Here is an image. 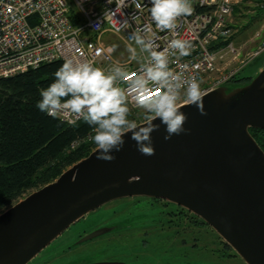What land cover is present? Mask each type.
<instances>
[{"label": "water", "instance_id": "1", "mask_svg": "<svg viewBox=\"0 0 264 264\" xmlns=\"http://www.w3.org/2000/svg\"><path fill=\"white\" fill-rule=\"evenodd\" d=\"M250 77L205 92L206 114L182 105L188 131L180 135L165 140V126L154 121L160 125L152 133L155 155H142L129 133L114 160L97 159L93 149L2 210L0 264H26L85 213L127 196L175 203L201 218L246 264H264V150L249 131L264 129V66Z\"/></svg>", "mask_w": 264, "mask_h": 264}, {"label": "built area", "instance_id": "2", "mask_svg": "<svg viewBox=\"0 0 264 264\" xmlns=\"http://www.w3.org/2000/svg\"><path fill=\"white\" fill-rule=\"evenodd\" d=\"M139 2L142 5L139 11L130 6L123 9V16L117 14L114 18L103 19L104 9H115L114 3L108 5L106 0H84L81 10L78 7L80 0H0V77L22 73L53 60L64 62L74 59L91 62L94 67L105 71L119 64L134 79L140 74V65H131L130 60L115 61L109 46L102 41V34L111 32L132 45L134 42L129 38L131 33L151 23L150 0ZM240 3L241 0H192L194 12L178 20L175 32H161L152 24L158 37L156 43L159 51L167 48L173 38L192 43L189 56L178 57V54L169 52V66L185 78L194 76L199 81L209 79L210 86L202 90L204 93L229 81L241 66L264 51V36L257 30L255 37L260 39V43L252 55L236 69L228 70L239 56V48L233 44L232 36L236 29L234 9ZM256 6L264 10V0H258ZM72 17L77 18L75 24ZM124 19L131 25L127 29L120 27ZM97 24L100 27L95 29ZM148 35L151 36V33ZM227 54H231V57L225 61ZM102 62L105 64L100 66ZM216 73L220 76L213 79ZM118 86L127 90L129 84L123 82ZM162 91L152 88L150 95H159ZM128 104L130 110L138 108L135 92L128 91ZM59 119L65 120L63 116Z\"/></svg>", "mask_w": 264, "mask_h": 264}, {"label": "clouds", "instance_id": "3", "mask_svg": "<svg viewBox=\"0 0 264 264\" xmlns=\"http://www.w3.org/2000/svg\"><path fill=\"white\" fill-rule=\"evenodd\" d=\"M150 2L151 23L136 28L129 37L136 45L133 47L130 44L128 47L131 59L140 65V74L134 79L119 64L105 71L94 67L91 62L66 59L54 73V81L47 88L40 89L41 100L37 102V108L54 119L63 116L65 120L62 122L74 127L77 121L86 123L91 128L89 139L95 145L97 159L100 160H114L112 153L123 149L124 138L129 133L142 155H155L152 133L158 131L160 125L154 121L159 119L165 126V140L188 131L184 128L188 117L180 110L182 105H195L202 115L206 114L201 81L194 76L185 78L169 66V52L178 54V57L189 56L193 49L192 43L186 39L173 38L167 48L159 51L156 43L158 37L152 28L154 23L161 32H175L178 20L194 12L192 0ZM83 3L84 0H80L78 4L81 10ZM106 3H114L115 9L105 8L103 19L114 18L117 14L123 16V9L130 6H134L137 11L142 8L139 0H106ZM130 26L127 19L120 24L121 29ZM99 27L97 24L95 29ZM114 50L115 46L109 49ZM123 82H128L127 90L118 86ZM152 88L163 91L159 95H150ZM128 91L137 94L138 107L143 109L142 122L129 118Z\"/></svg>", "mask_w": 264, "mask_h": 264}, {"label": "rangeland", "instance_id": "4", "mask_svg": "<svg viewBox=\"0 0 264 264\" xmlns=\"http://www.w3.org/2000/svg\"><path fill=\"white\" fill-rule=\"evenodd\" d=\"M257 1L244 0V5H240V10L236 13L238 23L235 25L232 41L236 47L239 46V56L228 70L239 67L260 43V39L255 37V31L264 11L256 8ZM241 25L244 27H240ZM102 41L112 48L115 46L112 53L115 61L130 60L131 65H135L136 60L131 59L128 51L129 44L119 36L105 32L102 34ZM132 46L136 47L134 43ZM230 57L231 54H227L225 61ZM104 64L102 62L100 66ZM262 66L264 51L241 66L237 71L238 76L254 75ZM219 76L216 73L212 78L217 79ZM208 80L201 81V91L210 86L211 81ZM131 113V119L142 122L143 109L138 107L131 110ZM162 204L163 199L147 196L110 200L71 223L26 264H92L103 261L129 263L148 260V252L152 254L148 255L149 258L153 257L156 263H161L163 257L169 256V264H184L186 260L187 264H243L242 259H238L235 251L209 225L199 222L196 217L182 219L175 206ZM169 211L175 213L171 219ZM101 228L108 231L79 243L70 251L64 250V254L58 252L63 243ZM179 257L186 260H179ZM193 257H198L195 262L190 259ZM222 257L230 258L219 259Z\"/></svg>", "mask_w": 264, "mask_h": 264}, {"label": "trees", "instance_id": "5", "mask_svg": "<svg viewBox=\"0 0 264 264\" xmlns=\"http://www.w3.org/2000/svg\"><path fill=\"white\" fill-rule=\"evenodd\" d=\"M243 2L236 5L235 15ZM72 22L75 24L77 18L72 17ZM62 64L60 59L53 60L22 73L0 77V212L27 193L55 180L95 149L89 139L91 128L86 123L77 121V126H71L36 106L41 100L40 89L54 81V73ZM250 78V75L236 74L228 82L242 84ZM249 131L264 150V129L250 128ZM169 204L175 206L182 219L196 217L206 224L175 203L164 200L162 205ZM174 215L169 211L170 219Z\"/></svg>", "mask_w": 264, "mask_h": 264}, {"label": "flooded vegetation", "instance_id": "6", "mask_svg": "<svg viewBox=\"0 0 264 264\" xmlns=\"http://www.w3.org/2000/svg\"><path fill=\"white\" fill-rule=\"evenodd\" d=\"M191 213V212H190ZM102 229V228H101ZM97 230H99V229H97ZM86 235V234H85ZM85 235H83V236H85ZM83 236H81V237H79L78 239H75V240H69V241H67V242H65V243H63V246H62V248H60L59 250H58V252L61 254L62 252H63V254H64V250H68V251H70V250H72V248L73 247H75L76 245H79V243H81V241H79ZM83 242V241H82ZM148 255H152L151 253H146V257L148 258V260H146V261H138V260H134V261H130L129 263L128 262H123V263H125V264H169V261L168 260H170V257L169 256H166V257H163L164 258V260H162L161 261V263H156L155 261H154V258L153 257H150L149 258V256ZM235 255H237V254H235ZM169 257V258H168ZM198 257H193V258H190V259H193L194 261L193 262H195L196 261V259H197ZM228 259V258H230V257H222V258H219V259ZM179 260H182L183 258L182 257H179L178 258ZM239 260H241V258L239 257L238 258ZM183 260H186V259H183ZM242 261V263L243 264H246L243 260H241ZM104 262V261H103ZM119 262H122V261H119ZM188 263V260H186L185 262H184V264H187ZM190 263V262H189ZM176 264H181L180 262H178V263H176Z\"/></svg>", "mask_w": 264, "mask_h": 264}, {"label": "crops", "instance_id": "7", "mask_svg": "<svg viewBox=\"0 0 264 264\" xmlns=\"http://www.w3.org/2000/svg\"><path fill=\"white\" fill-rule=\"evenodd\" d=\"M235 20H236V24L238 23V19L235 17ZM240 27H244L243 25H241ZM257 30H260L261 31V34H262V36H264V16H262V18H261V22H260V24H259V26H258V28H257ZM256 30V31H257ZM107 46H109L111 49H112V47H111V45L110 44H106ZM238 48H239V46H238ZM254 50V49H253ZM111 53H113V51L111 52ZM135 65H137V64H139L137 61L134 63ZM259 70V69H258Z\"/></svg>", "mask_w": 264, "mask_h": 264}]
</instances>
